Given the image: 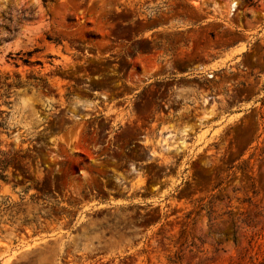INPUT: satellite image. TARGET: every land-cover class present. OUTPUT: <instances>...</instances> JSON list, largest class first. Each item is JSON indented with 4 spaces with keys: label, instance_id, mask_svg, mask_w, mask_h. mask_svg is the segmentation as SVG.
Returning a JSON list of instances; mask_svg holds the SVG:
<instances>
[{
    "label": "rangeland",
    "instance_id": "rangeland-1",
    "mask_svg": "<svg viewBox=\"0 0 264 264\" xmlns=\"http://www.w3.org/2000/svg\"><path fill=\"white\" fill-rule=\"evenodd\" d=\"M0 264H264V0H0Z\"/></svg>",
    "mask_w": 264,
    "mask_h": 264
},
{
    "label": "bare ground",
    "instance_id": "bare-ground-1",
    "mask_svg": "<svg viewBox=\"0 0 264 264\" xmlns=\"http://www.w3.org/2000/svg\"><path fill=\"white\" fill-rule=\"evenodd\" d=\"M180 151V150H179Z\"/></svg>",
    "mask_w": 264,
    "mask_h": 264
}]
</instances>
